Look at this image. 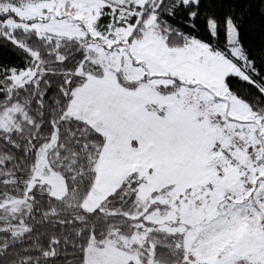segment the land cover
Segmentation results:
<instances>
[{"label": "snow or ice", "instance_id": "snow-or-ice-1", "mask_svg": "<svg viewBox=\"0 0 264 264\" xmlns=\"http://www.w3.org/2000/svg\"><path fill=\"white\" fill-rule=\"evenodd\" d=\"M0 264H264V0H0Z\"/></svg>", "mask_w": 264, "mask_h": 264}]
</instances>
